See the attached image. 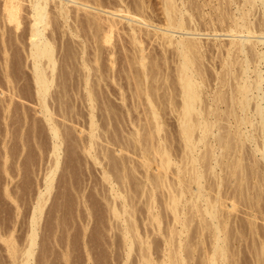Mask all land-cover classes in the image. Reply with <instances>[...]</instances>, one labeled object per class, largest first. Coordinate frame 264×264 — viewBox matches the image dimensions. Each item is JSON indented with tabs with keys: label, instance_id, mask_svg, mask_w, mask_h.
I'll list each match as a JSON object with an SVG mask.
<instances>
[{
	"label": "rangeland",
	"instance_id": "374dc122",
	"mask_svg": "<svg viewBox=\"0 0 264 264\" xmlns=\"http://www.w3.org/2000/svg\"><path fill=\"white\" fill-rule=\"evenodd\" d=\"M124 1L127 3L131 0L129 1L124 0ZM148 1H149L148 3H149V6L151 7V10L154 11L152 13L151 10H148L149 8L147 9V13L149 14V16H151L150 22L152 21L156 23V20H157L158 23L159 22L161 23L160 20L162 19V16L160 17L161 13L158 12L160 11V3L158 2L159 0H148ZM189 1H192V0H189ZM194 1L196 0L192 1V4H193L192 5L190 4L191 2L189 3L187 0V2L192 7L194 5H197V4H194L196 3ZM198 1L200 5L204 6L205 4L203 3L204 0L202 1L198 0ZM217 1L220 2V0H213V3H211L212 2L211 0L204 1V2H208L206 4L209 5L210 8L209 6L205 4L203 8L202 6L198 7L201 9V10L199 9L198 12L201 15H203L202 13H204L203 11L205 10L206 16L203 15L205 18H207V16L213 17L214 13H215L214 17H216L217 12L215 11V9H216V6L218 5L214 6V4H218ZM188 3L186 4L189 5ZM151 4L154 6H152ZM212 4L214 6L213 9H211ZM257 8H255L254 9L255 11H253L255 14L251 16V19L252 17L256 18V19L254 18L252 19L253 23L258 22L261 19L259 16L261 14H258V13H261L260 11H258L260 9H257ZM210 9L212 11H210ZM192 10L196 14H198L197 10L195 11L194 8ZM78 13L79 15H77V18L78 16L82 18L84 17L83 15L86 13V11L78 10ZM195 13H194V16L197 17ZM210 13H211V16L208 15ZM257 17H258V20H257ZM198 18L200 20L196 19L195 24L197 25L200 31L198 32V34L200 33V36H197V35L196 36L197 38L202 37L200 38L202 40H199V42L202 41L203 43H205L206 46L201 42L203 45V48L209 47L207 48V50L203 49L205 53L203 51L204 55L202 57L203 59L201 60L202 61L205 60L202 63L203 66L206 64L203 67L204 68L203 75L206 78L205 81L206 80L208 81L207 85L210 83L208 86L212 87L210 88L211 90H209L206 87L207 85L204 84L202 88L206 91L207 94L206 93L205 94L210 97L214 94L215 88H219V87H222L221 91L224 92V94H228L230 90L228 92L227 91L225 92V90H227L225 89L227 86L226 84H228L227 88L230 87L231 85H229L230 83H228L227 80L231 82L232 84L233 79L229 77H225V79L228 78L227 80H225V83H224L226 86L224 87V86L219 85L217 87L216 85L219 83H216L217 79H216L215 74L218 71L219 66L221 68V61L225 57L224 55H226L225 52H226L227 44H228V41H230L231 36L229 35L225 36L224 34L222 35L218 33H217V36L214 35L215 33H212L213 31L210 30L212 26H210L208 22L205 25L206 19H203L205 21L204 22L201 20L200 16ZM208 19L209 18H207V20ZM21 20H22V25L24 26V24H26L25 22L26 20L25 19L24 20L21 19ZM80 20L82 21L83 18L79 19V21ZM52 21H51L52 23L48 27L47 32L50 34L55 33V34H52V36L54 35L53 40H54V43L56 44L55 48L57 50L56 57L58 56L57 61L60 64L59 65L57 63L59 65V66L57 65L59 67L57 71L59 74L62 73V76L64 77L63 78L60 75L62 78H59L60 81L56 83H58L59 85L61 84L64 87H62L61 85L59 86L58 84L55 83V81L58 80V77H57V79L54 80V85L52 86L50 90L54 94L52 92H51L52 94L50 93L49 95L50 97L48 96V99H47L49 102L48 101L47 102L49 103L48 105L50 109L53 111V117L57 120V123L59 122V125L61 127L60 129L64 137L63 143L61 145L63 150L61 153L62 159L60 160V163L54 174V179H53L54 181L52 184L53 189H51V193L48 194V197H47L48 199H46L44 206H43V211L40 217L41 219L39 220V224L37 228L36 245H35L33 255L30 259L31 261L29 264H142V262L144 261V257H142L143 252L145 253L146 257L150 260V262H152L151 264H177V263L169 262L168 259L169 257H172L174 255L173 251H175V249L178 246L179 238L184 244V248L182 251V254L184 256V261L180 264H206L207 262L206 254L209 253V250L211 249V245H212L210 230L207 228L201 227V224H200L201 217L198 216L196 211L191 209L189 207V204L187 203L188 207L187 206L185 207V211L187 212L185 215L186 227L184 229L182 228L183 231L179 233L180 235L176 233V231L181 227L177 222L173 221L172 213L168 205H166L165 203L164 195L167 189L165 187H156V188L154 187L153 188L152 186L149 185V182L145 178L146 175H150L151 177L154 176L153 174H155L154 173L155 167L157 165L153 161L154 159H152L153 163L150 164L149 168H147L148 171L146 172L145 167L142 164V161H140V159H143V158L141 157L140 153L134 150V147H133L134 143L135 145H138V143L135 142L134 140L132 141V139L130 140L129 138L130 133L132 131H135L136 126H138L140 130L141 129L144 130V131L141 130L142 131L141 142H143L142 144L146 146L148 145L147 146L148 149L150 148L152 150L151 146L154 141L152 142L151 138H152V135L156 133L153 132V127L150 129V132L149 130H146V128L151 125L152 121L149 122L148 119L151 117L149 116L147 117L146 115L148 114L142 111L143 104L141 105L138 104L140 103V101L142 102V100H140V97H138L139 99L137 100V97L131 96L132 94L130 91L134 90L132 88H134V85H135V81L134 80H133L134 82L132 81L133 76L131 75H133V73H135L136 71H134L135 67L130 68L129 66L130 64H128L129 61L127 60L129 59H127L126 56L128 57L129 55H127V52L124 50L120 51L122 50V47H123V45L120 46V44H122V41H123L122 39H124L123 38L124 33H121L123 30L120 31V29L118 30L116 29V32L111 33L110 43H106V44L103 43V46L101 45L102 51L100 53L99 60H100L102 67H99L100 65H98V67L100 69L103 68L104 71L102 72L106 73L107 71L108 75L104 73V77L107 75V77L103 78V80L105 79L104 80L105 82L101 79L99 81V85H97L99 89L98 90L96 89L95 91H96L97 96L100 94L97 97L98 103H99V100H101L100 104L102 103L104 104L106 103L105 99H107L108 103H110V100H111L112 105H117L119 107L120 99L118 100V98L116 97L117 96L116 92L118 91L120 92L122 90L124 91L126 89L124 91L125 95L127 96L126 98L128 101L131 99L130 100L131 102L130 101L128 102L126 100L127 102L125 101V103H127L130 107H132V105L136 103V102L133 103L132 99L134 98L133 101H135V98H136V101H137L136 104L140 106H137L138 111L135 110L137 113L135 111H132V114H130L132 116L125 114V113H118V112H116L117 114L110 113V115L109 114L104 115L105 113L97 114L98 127L96 128L97 130L95 131V133L100 134V135L99 136L96 135L97 137L96 136L94 137L95 140L94 138H92V140L96 142V143L94 142V147L96 150L95 152H97V150L98 152H101L97 154L100 164H101L99 165V163H96L94 162V160H91L92 158L89 157L90 155L84 149V145L86 141L85 136L87 135L86 129L88 128L87 127L88 116H87V111L85 112L86 107L84 103L82 102L83 98L80 99V95L82 97V94H79V91H80L79 87H81V84L77 85L79 84V81H80L79 79H81V73H82V72L80 73L79 70H82V69H81V65L78 64L79 62L77 60V57L75 56L76 54L74 55V53H76V50L78 52V49L80 48V45L77 42L78 39L80 38L75 37L74 35L70 34V32L67 31L68 28L63 27V26L58 27L59 26L58 20H56L55 22L54 20ZM200 21L203 23V24L200 23L202 26L199 25ZM81 24L86 25V23L84 24L80 23L78 26V29H79L78 33L80 31L82 33V34L79 33L80 35H83L85 33L87 35V37H85L87 40L86 47L90 45L89 47L85 49L86 52L84 51L85 53L83 56L84 57L86 56V58L91 59L93 55H91L90 53L94 52V50L93 51L91 50L92 48L90 47L92 46V44L90 43H92L95 36L92 37L93 33L92 32L90 33L89 31L91 28L89 30L85 29L87 28V26L84 25L85 26L84 27ZM80 25L83 28L82 27L80 28ZM125 26L127 27V25ZM204 26H205V29H203ZM206 27L207 28L209 27V28L207 29ZM147 28L151 30L153 29L151 28V26H148ZM50 29L52 31H50ZM117 31L118 32L120 31V32L117 33ZM201 31L204 34H201L202 33ZM72 36H74L75 39ZM219 36L221 37L219 38ZM87 38L89 40L92 39V41L90 40V43H89V40ZM61 40L63 42H61ZM252 40H255V39L252 38ZM13 41H12L13 43L12 44V50H13L12 56L14 55L15 57L14 56L12 57L14 59H12L13 66L11 65L10 72L12 73L11 74L12 76L13 75L15 76L16 80L12 81L10 85L9 84L6 85V82L4 83L3 81L5 79L2 78L3 76L1 74L2 72L0 68V74H1L0 75V264H16V263L19 264L20 263L19 260H21V257H22L21 251L24 248H26L27 242H28L27 235L30 229V216H31V211H32L31 207L34 204L33 200H36L37 191L38 189H40L38 188L39 185L41 184L40 187L41 188L43 187L42 177L44 176L45 172L50 168L53 162L52 161L53 156H51V153H50V145H51L50 134H49V131H47L48 125L45 123V120L42 114L38 112L37 110L38 109L37 102H36L37 99H35L34 92H33L34 85L30 81V79L28 80V77L30 74V70L27 67L28 60L24 59L25 56L23 54V51H21L22 44L19 43L18 41L16 42H13ZM147 42L146 44L148 45L146 46V49L148 50L146 51L154 50L157 52V53L153 52L154 55L155 53L158 55V57L162 55L160 54L161 51H163L161 49V46L157 45L155 41L152 43L151 42L147 43ZM219 42L221 43V46ZM215 43H218L217 45L219 46H217ZM104 44L107 47L104 48ZM108 44H111V45H108ZM144 44L145 43H143V45ZM214 45H216L217 47L215 48ZM111 46L114 48L112 49L114 50L113 55L108 56L106 54L107 53L106 51ZM151 47L152 49H149ZM218 47L219 48L221 47V49L219 50ZM155 48L157 49L159 48V49L157 50ZM222 48H225L224 53H223L224 49ZM69 49H70V53L69 51H67ZM166 49L165 51L167 53L163 51V56H161V58L164 57V61H162V59L160 58L159 63L160 61L162 62L160 63L161 65L159 64V66L160 67L163 66L161 67V70H164V65L166 64L165 69L167 71L168 70L170 71L167 72L166 70H164L166 73L164 71L162 73H165V74L171 73L169 75H171L172 78L170 77L169 79L168 77V80H173L175 77L173 71L175 69L174 62H176V53L172 51V48L170 47H169V50H168V47ZM71 50L72 52L74 51L73 52L74 56H72L73 58L69 57L72 55ZM158 51L160 53H158ZM219 52H221V54ZM65 53L69 55H66ZM87 54H90L91 56L89 57L88 55L87 57ZM16 55L18 56L20 55L21 57L20 56L18 57ZM149 55L152 56V53L150 52ZM212 56H213V59H212ZM108 57L109 58L112 57L113 60L112 59L109 60ZM167 58H169V60ZM172 59L173 61H171ZM15 60L16 61L18 60V61L16 62ZM75 60H77L76 62L78 63L76 64L73 63L75 62ZM108 60L110 62L111 60L114 62L110 63ZM23 62L25 63L23 64ZM115 62H116V65H115ZM111 65L113 66V68ZM125 66L129 67L130 69L125 68ZM62 68H64V70ZM118 69H120L121 71ZM110 70L113 72H111ZM92 72L93 70H91V75L93 76L91 77V80L93 79L92 81H94V79H96L95 78L96 75L93 74ZM98 73H100V71ZM110 74L112 76H110ZM127 76L129 77L127 78ZM66 77H68V79ZM158 77H160V75ZM162 77L163 76H161L160 78ZM213 77L216 80H213ZM119 78H120V81H119ZM107 79L108 80L110 79V80L108 81ZM125 79L129 80V82ZM162 79L158 81L159 82L158 86L160 88L158 89V91H160L159 93L164 91L163 87L161 86L164 84L162 83ZM154 81H151V82H154ZM132 82L134 83L133 87L131 86L133 84ZM65 83L68 85H66ZM12 85L14 86V89L12 87H7V86H12ZM73 85L75 87H73ZM116 85H118V87ZM128 85L131 86L132 90H130V86L128 87ZM172 85H175L173 87H176V84L174 82ZM97 86H95V88H97ZM8 88H11V91H12L11 97L9 96ZM58 89L59 90L61 89V91H59ZM74 89L77 91L75 92ZM62 90L66 91L67 93L66 95L68 94L69 95L67 97L66 95H57L60 92H63ZM114 91H115V94H114ZM74 93L75 94L78 93L76 94L77 96ZM61 98H63V100H61V102L60 100L58 101V99H61ZM8 101H9V108L8 110H6L5 105H7ZM120 104L122 105L121 102ZM60 109H62V111ZM166 110L164 109L162 110L163 112H161V115H162L161 117L165 118L163 119V122H164V125L166 126H164V131H161L160 134L163 136H166L165 137L166 142L169 145H171V148H173L172 150L174 152L176 151V153H173V154H174L175 159H177L176 158L177 157L176 155L178 152L177 149H179L178 147H180V143L178 141L179 139L177 138L178 136L176 133L177 130L175 129L176 119H175V116L173 115L174 113H171L170 111H168L169 110L168 109L167 110L168 114H166ZM63 111L65 112V114H63L64 113ZM138 114L140 115L137 116ZM143 124H146V125H143ZM171 125L172 127H170ZM142 126L144 129L142 128ZM223 131L224 130H222L221 132ZM223 134H226V133H223ZM125 135L128 138H126ZM145 135H148L147 140H146ZM108 138H110L109 139L110 142L108 141ZM115 138L118 139L117 142L120 140L119 138H121L122 140L120 141H123V142L125 140H128V141L130 140L129 142L127 141V143L131 142L132 145L125 143L124 144L125 148L121 147L122 144L120 142L117 143L115 141L116 140ZM149 138H150V141H149ZM154 138H155V135L153 136V140ZM82 139H84V141ZM146 141L149 144L146 143ZM116 143L118 146L116 145ZM233 143H235L234 135L230 139L229 147L223 149L222 151L223 154H225L227 157L223 159L225 162L222 163V168L221 169L219 168V179H218L219 181L218 182H217V178L209 174L208 170H206L207 159L205 158L204 160H201V164L205 169V175H206L207 182L211 183L210 196L214 198L217 196L216 194L218 193V203L221 209V213L224 214V216H226L227 218L226 221L222 222L221 224L222 231L224 234V239H225L224 244L226 246V254H227V261L226 263H222V264H264V165L262 161H258L259 163L257 162V164H255L252 153H251V149H250L251 143L249 141H245V143L243 144V147L237 152L232 151L231 149L232 147H230L231 144ZM97 144L100 145L99 147H101L100 148L101 150L98 149ZM153 144H155V142ZM125 145H128V146H125ZM115 146L117 148L114 153ZM130 147L132 148V150ZM102 148L105 151H108L109 156H102L103 155ZM152 153H153L152 151L150 153L148 152V157L149 155L150 157H155L154 156L155 153H153L154 155H152ZM110 155L111 157L113 156V158H110L111 160L109 159ZM99 156L101 157V160ZM238 156L240 157L239 159H238ZM113 159L116 164H118L117 162H120L119 160L122 161V159H123V162H125L124 165L126 164L123 168V172L124 171L126 172L127 180L124 179L123 186H122V184H120L121 182L118 181V179L116 178L117 181L116 182L114 181L113 184H114V189H115L114 192L117 190L118 191L117 193H120L126 196V200H125V202L127 203L126 208L129 211V213H131L129 214V213L122 212L124 214L122 215L126 218V223L129 224L130 226L129 233L131 232L130 233V239L132 240L131 249L128 254L126 252L127 246L123 238L124 222L123 221L121 222V220L117 217L115 218V216L112 215L110 208L108 209V207H110L111 205H114L118 210H120L121 208L123 209L122 198L118 197L117 195L114 196L112 192L110 193V188H109L110 185L107 182V180H106L107 183L105 182V179H103V177L101 176L102 173H100L107 166L109 169V173H112V175L116 174L115 169L112 167V164L107 163L108 160H110L111 163H114V161H112ZM101 161L104 164H102ZM153 164L155 166H153ZM110 169L112 170L111 172H110ZM173 170H174V165L171 166V169H169V171L167 170L168 172L167 177L170 180H174L175 178V175L173 174ZM149 173H152V174H149ZM180 177H182V174H180ZM115 185L116 187L117 186L118 187L115 188ZM79 190L82 192H80ZM77 192L80 194H78ZM150 194H152L154 197L152 204H150V201H151L149 197ZM80 195L81 197L79 198L78 196ZM106 196L109 199L106 198ZM83 199L85 201H83ZM106 200H107V204H106ZM108 201H110L111 203L113 201L115 203L111 204ZM108 204H111V205L109 206ZM115 204L118 205L119 208ZM86 208H88V210ZM154 216L158 217L159 220L154 219ZM7 239L11 240V243L15 244L14 247L16 248V254H15L16 256L10 252V249H8L10 245V241L8 242ZM166 239L167 241L169 239L167 243H166Z\"/></svg>",
	"mask_w": 264,
	"mask_h": 264
},
{
	"label": "bare ground",
	"instance_id": "6f19581e",
	"mask_svg": "<svg viewBox=\"0 0 264 264\" xmlns=\"http://www.w3.org/2000/svg\"><path fill=\"white\" fill-rule=\"evenodd\" d=\"M192 1L188 0L189 3L191 2L190 4H192ZM204 1L203 3L205 4L208 3ZM211 1H212L211 3H213V0ZM148 2H149L148 0L147 1L131 0L127 3L124 0H115V1L113 0H0V66H1L0 68L2 72L1 74L3 76L2 78L5 79L3 81L4 83L6 82V85L7 84L10 85L12 81L16 80L15 76L13 75L14 76L13 78V76L11 75L12 73L10 72V70H11V65H12V59H14L12 58L14 56V55L12 56L13 54L12 53L13 52L12 41L13 40H14L13 42L18 41L19 43L22 44L21 51H23V54L25 56V58L24 57L23 58L28 60V64L26 63L27 67L30 70L28 80L30 79V81L34 85L33 92H34L35 99H37L36 100L37 108H38L37 110L38 112L42 114L45 120V123L48 125L47 131H49L50 140H51L50 153H51V156H53V160H52L53 165L51 164L50 168L48 170L46 169L47 171L42 177L43 187L41 188L40 187L41 184L39 185L38 188L40 189H38L37 191L36 200H33L34 204L32 203L33 206L31 207L32 208L31 216L29 215L30 216V229L27 235L28 242H27L26 248H24L21 251L22 257H21V260H19L20 261L19 264H29L31 261L30 259L33 255V251L36 245L37 228H38L39 220L41 219L40 217L43 211V206H44L46 199H48L47 198L48 194H50L51 189H53L52 184L54 181L53 180L54 174L60 163V160L62 159L61 153L63 149L61 145L63 143V138H64L63 133L60 129L61 127L59 125V122L57 123V120L53 117V111L50 109L48 105L49 101L47 100L48 96L52 92L50 90L52 86L54 85V80H56L58 77V80L55 81L56 83L60 81L59 78L63 77L62 73L59 74L57 71V69L59 68L58 66L60 64L57 61L58 56L56 57L57 50L55 48L56 44L54 43V40H53L54 35L52 36V34H55V33L50 34L47 32L48 27L53 22L52 20H54V22L58 20V25H59L58 27L60 26L66 27L68 28L67 31H69L70 34L74 35L75 37L80 38L77 41L78 44L80 45V48L78 47L79 48L78 52L76 50V53H74V55L76 54L75 56L77 57V60L79 63L76 62L77 60H75V62L73 63L80 64L81 69H82V70H79V72L80 73L82 72V73H81V79H79L80 80L79 84L77 85L81 84V87H79V90L81 91V93L79 91V94H82V97L80 95V99L83 98L82 102L84 103L86 107L85 112L87 111V116H88V120H87L88 128L86 129L87 135L85 136L86 141H85V145L84 144L83 145H84L85 151L90 155L89 157L92 158L91 160H94V162L99 163V165H101L99 158L97 156V154L101 152H98V150L97 152H95L96 151L94 147L95 141L92 140V138H94L96 135L98 136L100 135V134L95 133V131L97 130L96 128L98 127L97 114L105 113L104 115L106 114L110 115V113L117 114L116 112H118V113H125V114L130 115L132 114V111H135V110L138 111L137 106H140L141 104H143L142 105L143 108L141 107L143 109L142 111L148 114L146 115L147 117L148 116L151 117L149 118L151 120L148 119V121L149 122L152 121L150 125L151 127L146 126L147 128H149V129L146 128V130H149L150 132V129L153 127V132L156 134H153L152 138L151 136L150 138L152 142L153 141L155 142V144H153L154 142L152 143V146H151L152 150L150 148L148 149L147 147L148 145L146 146L142 144L143 142H141V133L144 130L141 129L142 130L141 131L138 126H136L135 131H132L130 133V136L129 135L128 136L130 140L131 139L132 141L134 140L139 145V146L135 145L134 143L133 147H134V150L140 153L141 157L143 158V159H140V161H142V164L145 167V171L147 172L148 171L147 168H149L150 164L153 163L152 159H154L153 161L157 165L155 167V172H154L155 174H153L154 176L151 177L150 175H146L145 176L146 180L149 182V185L152 186L153 188L154 187L155 188L165 187L167 189L164 195L165 203L166 205H168L172 213L173 221L177 222L181 227L176 231V233L179 234L186 227L185 215L187 212L185 211V207L186 206L188 207V204H189V207L193 209L194 211H196L198 216L201 217L200 218L201 227L207 228L210 230L211 239H212L211 249L209 250V253L206 254V257H207L206 264H222V263H226L227 261L226 246L224 244L225 239H224V234H223L222 226H221L222 222H225L227 218L226 216H224V214L221 213V209L218 203V193L216 194L217 196L214 198L210 196L211 183L207 182L206 175H205V169L201 164V160H204L205 158L207 159L206 170H208L209 174L216 177L217 182H218L219 181L218 180L219 179V168L220 169L222 168V163L225 162L223 159L227 157L225 154H223L222 151L223 149L229 147L230 139L234 135L235 143L231 144L230 146L232 147L231 148L232 151H235V152L239 151L243 147V144L245 143V141H249L251 143L250 149H251V153H252L255 164H257L258 161H262L264 165V0H220L221 3L217 1L218 4H214V6L218 5L216 6V9H215V11L217 12L216 13L217 16L214 17L215 16V13H214L212 17L210 13L208 15H210L211 17L207 16V18H209L208 20L207 18L203 16L205 15V12H206L205 10L203 11L204 13H202L203 15H201L198 12L200 9L198 8L199 6L200 7L202 6V8L205 6V4L204 6L200 5L198 0L194 1L196 2L194 4H197L198 6L194 5L193 7L187 2V0H159L158 2L160 3V11L158 12L161 13L160 17L162 16V19L160 20L161 23L159 22L160 25L157 22V20H156V23L158 24L152 21L150 22L151 16H149V14L147 13V9L149 8L148 10H151V7L149 6ZM186 3H188L190 6L187 5ZM214 6L212 4L211 9H213ZM193 8L195 11L197 10L199 15L196 14L192 10ZM255 8L260 9L258 11L261 12V13H258V14H261L259 15L261 19L258 22L254 21L257 24L253 23L252 21L253 18L256 19L255 17H252L251 19V16L255 14L253 12L255 11L254 10ZM211 9L210 11H212ZM78 10L86 11V13L83 15L84 17H82L83 18L82 21L81 20L79 21V19H82L81 17L78 16L77 18V15H79ZM151 11L152 13L154 12L153 10ZM194 13L197 17L194 16ZM199 16L202 21H204L203 19H206V22L204 21L205 25L208 22L209 25L212 26L210 30L213 31L212 33H215L214 35L217 36V33H218L222 35L224 34L225 36L226 35L231 36V39L230 41H228V44L225 43L227 44V48L224 46L226 48V52H225L226 55L223 54L225 51V48H222L224 49L222 54L225 57L221 61V68L219 66L220 70L218 69V71L215 74L217 80L213 77V80H216L217 81L216 83H219L217 85L215 84L217 87L219 85L224 86V87L226 85L228 86V84L226 85L224 84L225 80L228 79V78L225 79V77H229L233 79L234 82L232 81V84L231 82L227 80V82L230 83L229 85H231L230 87H228L229 89L227 88V86L225 88L227 89L225 90V92L226 91L228 92L230 90L228 94H224V92L221 91L222 87L215 88L213 86L215 88L214 94L210 97L206 95L207 94L206 91L202 88L204 84L207 85L208 81L207 80H206L207 82L205 81L206 78L203 75L204 74L203 67L206 64L203 66L202 63L205 60L202 61L201 59H203L202 57L204 55L203 49L207 50V48L209 47L203 48V45H202L203 42L202 41L199 42V40H202L200 39L202 37L197 38V36H200V33L198 34V32L200 31L195 23H196V19L200 20L198 18ZM258 17H257V20H258ZM21 19L26 20L25 21L26 24H24L25 27L22 25ZM79 22L83 24L86 23V25L84 24L85 26H87V28L85 29L89 30L91 28L89 31L90 33L91 32L93 33L92 37L95 36L93 41L92 39H90L92 43H90V40L87 38L89 40V43L92 44V46L90 47L92 48L91 50L92 51L94 50V52L91 51L92 53H90L91 55H93L91 59L86 58V56L85 57L83 56L84 53L86 52L85 49L89 47L90 45L86 47L87 40L85 37H87V35L85 33L83 35H80L82 34L81 31L79 32L80 34L78 33L79 31L78 26L80 24ZM200 23L202 22L200 21L199 25H201ZM81 25H80V28L84 26V25L82 26ZM125 25H127V27ZM148 26H151V28L153 29L152 30L149 29L150 27L147 28ZM218 26L221 28H219ZM116 29L117 30L120 29V31L123 30L121 33H124V37L122 36L124 39H122L123 40L122 44H120V46L123 45V47H122V50L120 51L124 50L127 52V55H129L128 56L129 58L126 56V58L129 59L127 60L129 61V63L128 62L127 63L130 64L129 65L130 68L135 67L134 71L136 72L133 73V75H131L133 76L132 81L133 80L135 81V85L133 81L132 82L133 84L131 83L132 84L131 86L133 87L134 85V88H132L134 90L130 91L132 94L130 95L137 97V100L139 99L138 97H140V100H142V102L139 100L140 103L138 104L140 105L136 104L137 103L136 98H135V101H133L134 98L132 99L133 103L136 102L134 105H132V107H130L127 103H125V101L127 100L126 98L127 96L125 95L124 91L126 89L120 92L117 90L119 93L116 92L117 93L116 97L118 98V100L120 99V102L122 103L121 105L119 102V105H120L119 107L117 105H112L111 100H110V103H108L107 99H105L106 103L104 104L103 103L100 104L101 100H99V103H98L97 97L100 94L97 96L95 90L99 89L97 86L99 85V81L101 79L103 80V78L107 77L108 75L107 71L106 73L102 72L104 71L103 68L102 69L99 68V67H102L100 60H99L100 53L102 51L101 45L103 46V43L105 44L110 43L111 33L116 32ZM203 29H205V26ZM50 31L52 30L50 29ZM119 32L117 31V33ZM201 34H204V33L202 32ZM74 36L72 37L74 38ZM220 37L221 36H219V38ZM252 38L255 40H252ZM124 41L125 42L127 41L128 43L127 42L125 43ZM147 41L151 43L155 41L157 45L161 46V49L164 52H166L165 49L167 47H168V50L170 47L172 48V51L176 53V62H174L175 69L173 68L174 69L173 73L175 75L173 80L175 81L168 80V77L169 79L171 77V75H169L171 73L165 74L166 72L164 70H166L165 69L166 64L164 65V70H161V67L163 66L161 67L159 66V64L162 61H164V57L161 58V56H163V51L159 50L161 51V53L158 51V53L162 54L159 57L156 54L157 52L154 50L146 51L148 50L146 49V46L148 45L146 44ZM61 42L63 41L61 40ZM143 43L145 44L143 45ZM105 44H104V48L107 47L105 46ZM203 44L205 45V43ZM215 44L217 45L218 43H215ZM108 45H111V44H108ZM216 45H214L215 48L219 46V45L217 46ZM220 46H221V43H220ZM112 49L114 48L111 46L106 51L107 52L106 54L108 56L113 55L114 50ZM149 49H152V47ZM220 49L221 47L219 48V50ZM67 51H69L70 53V49ZM73 52L71 53L72 55L70 54L71 56L69 57L74 56ZM150 52L152 53V56L149 55ZM153 52H156L155 55ZM219 53L221 54V52ZM90 54H87V57L88 55L90 57L91 56ZM66 55H69V54H66ZM112 57L110 58L108 57L109 60L112 59ZM160 58L162 59V61H160L159 63ZM167 59L169 60V58ZM212 59H213V56H212ZM112 60L111 62L113 63L114 61ZM171 61H173V59ZM24 63L25 62H23V64ZM98 65L100 66L98 67ZM115 65H116V62H115ZM125 68H129V67L125 66ZM62 69L64 70V68ZM91 70H93L92 73L96 75L95 77L96 79H94V81H92L93 79L91 80V77H93L91 75ZM99 71L100 73H98ZM163 71L165 73H162ZM104 73L107 74L105 77H104ZM159 75L160 77L163 76L162 77L163 79L158 77ZM110 76L112 75L110 74ZM129 76H127V78ZM66 78L68 79V77ZM160 79H162V83H164L163 85H161L164 89V91L161 93H159L160 91H158V89H160L158 86L159 85L158 81ZM119 81H120V78H119ZM127 81L129 82V80ZM151 81H154V82H151ZM173 82L176 84V87H173L175 86V85H172ZM208 85L206 87L209 90H211L210 88L212 87ZM61 86L64 87L63 85ZM95 86H97V88H95ZM116 86L118 87V85ZM129 86L130 85H128V87ZM131 86H130V90H132ZM7 87H12L14 89L13 85L7 86ZM73 87L75 86L73 85ZM8 89L7 90L9 91L8 92L9 96L11 97L12 95L11 88H8ZM59 91H61V89ZM76 91L77 90H75V92ZM66 94H67L66 91H63L57 95H66ZM114 94H115V91H114ZM68 95H66V97ZM63 98L58 99V101L60 100L61 102ZM5 108L6 110H8L9 101L7 102V105H5ZM166 108L167 110L169 109L168 111H170L171 113H174L173 115L175 116V119H176L175 120L176 128L175 127L174 128L177 130L176 132L178 135L177 138L179 139L178 141L180 143V147H178L179 149H177L178 150L177 155H176L177 159H175L174 154H173V153H176V151L174 152L172 150L173 148H171V145H169L166 142V138H165L166 136H163L160 134L161 131H164V126H166L164 125V122H163V119L165 118L161 117L162 116L161 112H163L162 110L164 109L166 110ZM60 110L62 111V109ZM167 110H166V114H168ZM63 114H65V112ZM140 114H138L137 116H139ZM143 125H146V124H143ZM170 127H172V125ZM222 130L224 131L221 132ZM223 133H226V134H223ZM148 135H145L146 140H147ZM154 135H155V138L153 140ZM150 138H149V141H150ZM84 139L82 140L84 141ZM109 139L110 138H108V141ZM119 139L122 140L121 138ZM117 140L118 139H116L115 141L117 142ZM120 140L118 142H120L122 146L120 144L119 145L121 147H124V144L127 143L128 140H125L124 142ZM146 143L148 142L146 141ZM127 144L132 145L131 142ZM99 146L100 145L97 144L98 149L101 148ZM125 146H128V145H125ZM116 148L117 147L115 146L114 153H115ZM150 150L153 153H155V155L152 153V155H154L155 157H150V155L148 157V152L149 153L151 152ZM102 154H103L102 156H109L108 151H105L104 149L102 150ZM110 158H113V156L111 157L110 155L109 159ZM239 158L240 157L238 156V159ZM100 160H101V157H100ZM110 160H108L109 162L107 161V163L112 164V167L115 169L116 174L112 175V173H109V169L107 166L105 168L103 167L104 169L100 173H102L101 176L103 177V179H105V182L107 180V182L109 183L110 187L109 186L108 187L110 188V193L112 192L114 196L117 195L118 197L122 198V202H123V209L121 208L122 211L121 209L118 210L114 205H111L112 203H115L113 201L112 203L108 201L111 203V204H108L109 206L111 205L110 207H108V209L110 208V211L112 215L115 216V218L117 217L121 220V222L122 221L124 222L123 238L127 246L126 252L128 254L131 249L132 240L130 239L131 232L129 233L130 226L129 224L126 223V218L123 216L124 215L123 213H129V211L126 208V204H127L125 202L126 196L120 193H117L118 192L117 190L114 192L115 189H114V184H113L114 181L115 182L117 181L116 178L118 179V181L121 182L120 184H122V186H123L124 179L127 180L126 178L127 174L125 171L123 172V168L126 164L124 165L125 162H123V159L122 161L117 159L120 161V162H117L119 165L115 163L114 159L112 160L114 161V163H111ZM172 165H174V170H173V174L175 175L174 180H170L167 177L168 176L167 170L169 171ZM153 166L155 165L153 164ZM111 171L112 170L110 169V172ZM149 174H152V173H149ZM180 174H182V177H180ZM117 187L115 185V188ZM78 197L80 198L81 195ZM149 197L151 199L150 204H152L154 197L152 194H150ZM106 198L108 197L106 196ZM83 201L85 200L83 199ZM106 204H107V200H106ZM86 209L88 210V208ZM154 219L159 220L158 217L156 216H154ZM9 241H10V245L8 249H10V252L13 253V255H15L16 254V248L14 247L15 244L11 243V240H8V242ZM168 241L166 239V243ZM183 248H184V244L179 238L178 246L175 249V251H173L174 255L172 257H169L168 259L169 262L177 263V264L182 263L184 261V256L182 254ZM142 257H144V261L142 262V264L152 263L146 257L144 252L142 253Z\"/></svg>",
	"mask_w": 264,
	"mask_h": 264
}]
</instances>
